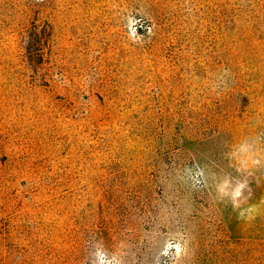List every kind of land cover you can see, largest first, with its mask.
<instances>
[{"label":"rangeland","instance_id":"rangeland-1","mask_svg":"<svg viewBox=\"0 0 264 264\" xmlns=\"http://www.w3.org/2000/svg\"><path fill=\"white\" fill-rule=\"evenodd\" d=\"M241 143L264 153V0H0V264H264Z\"/></svg>","mask_w":264,"mask_h":264},{"label":"clouds","instance_id":"clouds-1","mask_svg":"<svg viewBox=\"0 0 264 264\" xmlns=\"http://www.w3.org/2000/svg\"><path fill=\"white\" fill-rule=\"evenodd\" d=\"M232 157L235 160L237 173L250 174L251 171L260 166L264 161V153L259 150L250 151V146L247 143H241L232 152ZM235 180V184L232 181ZM216 192L222 199L227 196L230 200V206L237 213V218L244 221L255 219L260 212V208L256 203H250L253 191L251 183L248 179H240L226 174L224 178L215 185ZM99 256H106L102 251H98ZM107 264H121V261L115 255L106 257ZM100 264H104L101 260Z\"/></svg>","mask_w":264,"mask_h":264}]
</instances>
